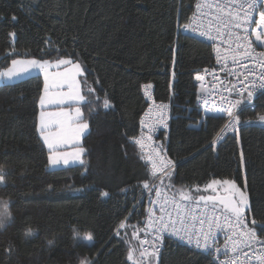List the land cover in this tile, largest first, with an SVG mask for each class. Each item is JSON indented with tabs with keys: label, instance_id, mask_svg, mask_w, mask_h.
Listing matches in <instances>:
<instances>
[{
	"label": "trees",
	"instance_id": "1",
	"mask_svg": "<svg viewBox=\"0 0 264 264\" xmlns=\"http://www.w3.org/2000/svg\"><path fill=\"white\" fill-rule=\"evenodd\" d=\"M194 4L195 0H0V71L12 58L55 60L58 47L61 57L70 54L88 69L80 79L83 92L92 87L96 95L91 99L100 98L97 112L89 116L84 108L90 122L81 141L86 168L50 171L36 132L42 77L0 86V165L7 171L0 202H8L13 218L0 232V264H80L82 258H94L95 264H129L128 248L137 245L133 229L127 226L119 236L116 230L123 220L140 223L143 213L137 204L147 172L129 137L138 132L146 108L142 88L149 84L154 99L170 106L166 150L177 163L176 188L203 187L212 179H231L242 186V151L250 207L256 218L264 219V128L243 127L239 144L232 134L213 149L211 140L222 120L206 119L200 128L192 127L200 119L192 75L214 61L211 47L177 30V17L184 22ZM10 32L16 33L14 39ZM49 37L51 46L45 44ZM172 47L177 49L175 65ZM105 95L113 105L108 110L102 106ZM256 102L255 113L243 116L264 113V93ZM176 117L185 119L184 124H177ZM101 191L110 195L101 197ZM73 229L92 233L93 244L74 243ZM29 230L35 235L26 237ZM258 234L264 239V229ZM48 241H53L51 247ZM8 247L11 254L5 252ZM157 264L210 262L168 239Z\"/></svg>",
	"mask_w": 264,
	"mask_h": 264
},
{
	"label": "snow or ice",
	"instance_id": "2",
	"mask_svg": "<svg viewBox=\"0 0 264 264\" xmlns=\"http://www.w3.org/2000/svg\"><path fill=\"white\" fill-rule=\"evenodd\" d=\"M195 8L196 11L184 22H181L179 16L177 17V30L213 42L217 63L223 60L222 69L228 68L235 78L234 82H231V88L226 89L229 96L233 93L235 96L229 98L221 95V103L214 107H205L204 115L208 119H223L226 115L227 121L221 131L235 133L236 142L239 144L241 125L264 124V113L259 114L255 120H243L241 118L243 110L240 108L241 104H252L258 91L264 92V0H197ZM12 19L15 21L16 17L13 16ZM9 36L14 39L16 33L10 32ZM52 43L51 37L45 40L46 45L51 46ZM171 51L172 63L175 65L177 49L172 47ZM56 52L58 58L55 60L12 58L11 67L0 71V82L11 83L25 76H31L33 72L42 76L43 89L38 101L41 111L36 122V132L39 134L43 148L47 151V166L50 169L72 165L86 168L84 159L86 149L80 141L88 131L90 122L86 119L84 108H87L89 116L97 112L99 105L96 101L100 98L96 96V101H93L91 97L96 95V90L89 87L87 93H84L82 82L77 79L86 78L88 69L74 60L70 54L61 57L58 47ZM9 55L13 56L14 52ZM229 60L231 66L227 63ZM62 66L70 67L59 71ZM237 67L244 71H236ZM53 68L58 71H50ZM208 71L207 68L204 69V72ZM195 79L202 81L204 77L197 74ZM143 87L147 89L151 85ZM203 102L205 105L208 104L206 98ZM51 105H67L68 110L55 113L47 111ZM102 106L105 110L113 107L107 95L103 99ZM167 108L166 104L158 106L161 113ZM54 124L58 127V131H53ZM159 126L167 127L163 115L158 120L151 117L145 120L142 117L139 135L129 137L130 141L140 149V159L146 162L145 168L148 174L140 183L142 194L146 192L149 204L154 206L147 210V223L139 228V231L144 232V238L139 237L138 232L135 231L136 226H133L132 239L137 240L138 244L130 245L128 248L126 259L129 264H152V257H158L166 239H174L205 251L213 255L217 264H264V239L258 234V229H264V219L255 217L246 189L242 190L231 179H212L203 187L176 188L173 179L174 161L167 158L162 144L156 145L153 141ZM69 144L77 147L71 152L62 150ZM212 147L215 148V141ZM244 164V154L241 151V168ZM165 179L168 181L167 185L164 183ZM6 183L7 171L0 165V185ZM218 188H223L228 195L221 197L196 194L209 191L216 193ZM121 191L126 192L127 189ZM169 191L172 193L171 199L168 196ZM109 195L108 191L100 192L101 197ZM0 204L4 208L0 211V232H2L13 218L7 211L8 202L4 201ZM167 205H171L174 211L166 207ZM218 205L222 207L218 208ZM156 207H159V215L156 214ZM124 224L125 221H122L120 227L123 228ZM219 232L231 233L226 237L223 250L216 240ZM34 235L32 230L25 233L26 237ZM116 235L119 236L120 232L117 231ZM73 240L74 243L82 240L91 246L94 235L90 232L81 234L73 229ZM48 244L51 247L53 241H48ZM12 251V247L5 249L8 254ZM221 253L224 259H220ZM80 264H95V259L82 258Z\"/></svg>",
	"mask_w": 264,
	"mask_h": 264
},
{
	"label": "built area",
	"instance_id": "3",
	"mask_svg": "<svg viewBox=\"0 0 264 264\" xmlns=\"http://www.w3.org/2000/svg\"><path fill=\"white\" fill-rule=\"evenodd\" d=\"M196 2H197V0H195V4H196ZM195 4H194L192 12H191L192 14H193V12L196 11ZM205 11H208V10H205ZM181 33H183V32L181 31ZM183 34L186 36H189L192 39L194 38L195 40L200 41L204 44L206 43L209 47H211L212 56L214 58L213 64L209 67H206L209 70L207 73L204 72V69H202L200 71H196L192 75V82L194 83V85L196 87V91H195V93H196V95H195L196 96V99H195L196 111L198 112V114L200 116L199 122L204 123L206 121V119H208L204 115V108L205 107H214L215 105L220 104L221 103V100H220L221 95H223L225 97H229V98H233L235 96V93H233L232 96H229V92L226 91V89L231 88V86H232L231 82H234L235 78L232 76V74L228 68L222 69V65L224 64L223 60L221 61V63H219V64L217 63L216 53L214 51V48L212 47L213 42L204 40L203 38L198 37V36H194L190 33H183ZM222 51H223V49H222ZM227 63L229 66H231V60H229ZM236 71L242 72L244 70L237 67ZM197 74L202 75L204 77V79L202 81L196 80L195 76ZM263 93L264 92L258 91L256 96L253 98L252 104H241L240 108L243 110L241 118L243 120H255L256 117L259 114H261V113H258V114L256 113L254 115V118H247V117L243 116L244 113H252V114L255 113V110L257 107L256 98ZM142 95H143V98H144L145 103H146V108L143 111V113L140 115V119L138 122V128H137L138 132H137L136 136L139 135V132H140V120L142 117L145 120H148L150 117L152 119L158 120L161 118V115H163L165 117L167 127L165 128L163 126H159L157 128V131H156L154 137H153V141L156 145L162 144L163 145V151L167 153V158L171 159L168 155V151L166 150V146H167V143L169 141L168 139H169V134H170V122L172 121V117H170V106H168V108L166 110H164L163 113H161V111L158 110L159 105H162V104L168 105V104L166 102H159V101H156L154 99V96L152 95V87L147 88V89H145L143 87L142 88ZM198 97H200V99H198ZM204 98H206L208 100L207 105H205L203 102ZM146 113H148L149 115H145ZM217 119H220V118H217ZM221 120H222L221 127L217 131V133L212 137L213 139L211 140V144H213V141H215V145H218L221 143V141H223L228 136L235 134L233 132H222L221 129L223 128L224 124L227 121L226 115ZM254 125L264 128V124L253 123L250 125L243 124L240 126V129L243 127H249V126H254ZM133 145H134L135 149L137 150V152H139V155H141V152H140V149L138 148V146H136L134 143H133ZM145 163L146 162L144 161V164ZM174 164H175V167H174V172H175L176 167H177V163L174 162ZM164 183H165V185H167V183H168L167 179H165ZM161 191L162 192L164 191L163 187H162ZM171 195H172V193H171V191H169L168 192L169 199H171ZM153 198H155V197H153ZM137 206H141L143 209L142 216L140 217V220H139L140 223H138V224H135V223L127 224V222L125 220H123V221H125L124 227L121 228L119 226L118 229L116 230V232L119 230H122V229H124L130 225L133 229V226L135 225L136 226L135 231L138 232L139 237L144 238V232L139 231V228L147 223V210L151 207H154V206L149 204V197H148V194L146 192H144L142 194V196L140 197V200H139ZM166 207H168L170 210L174 211V209L172 208L171 205H167ZM155 210H156V214L159 215V207H156ZM133 231H134V229H133ZM229 234H231V233L230 232H219L217 234L216 240H217V243L221 247L222 250L224 248L226 237ZM149 239L151 240V237H149ZM233 239H235V237H233ZM166 240H168V239H166ZM169 240L176 242L177 244L182 245L183 247H186L190 251L192 250L198 254L207 256L209 258L210 264H217V262L214 260L213 255H209L205 251H201L199 249H196L194 246H189L187 244L176 241L174 239H169ZM135 241H136V244H138V241L137 240H135ZM163 246H164V244H163ZM163 246L160 248L159 253H161V251L163 250ZM145 247H147V245ZM257 247H259V245H257ZM245 250H247V249H245ZM229 255H231V253H229ZM220 259H224L222 253H221ZM241 259L243 260V256H241Z\"/></svg>",
	"mask_w": 264,
	"mask_h": 264
},
{
	"label": "rangeland",
	"instance_id": "4",
	"mask_svg": "<svg viewBox=\"0 0 264 264\" xmlns=\"http://www.w3.org/2000/svg\"><path fill=\"white\" fill-rule=\"evenodd\" d=\"M8 67H11V63L8 65ZM7 67V68H8ZM65 67H70V66H62L60 69H59V71H64V69H65ZM3 70H5V69H3ZM3 70H1V71H3ZM50 71H53V72H55V71H58V69H55V68H53V69H51ZM35 75H38L37 73H35V72H33L32 74H31V76H35ZM31 76H25V77H23V78H21V79H19V80H15V81H13V82H11V83H6V82H0V86L1 85H11V84H13V83H16V82H18V81H23L24 79H26V78H29V77H31ZM40 77H42V76H40ZM79 81H80V79H81V77H78L77 78ZM42 80H43V77H42ZM82 87V86H81ZM42 88H43V84H42ZM39 100V99H38ZM38 105V111L40 112L41 111V109L39 108V104H37ZM61 110H64V111H67L68 110V106L67 105H51V106H49V108L47 109V111H50V112H53V113H55V112H59V111H61ZM39 112H38V115H39ZM38 115H37V118H38ZM175 122L177 123V124H179V125H183L184 124V122H185V119H183V118H180V117H176L175 118ZM200 122L198 121L197 122V124H195L194 126H192L193 128H200ZM53 131H58V127L54 124L53 125ZM87 133V132H86ZM82 138L83 137H81V141H82ZM81 141H80V143H81ZM42 142V141H41ZM82 144V143H81ZM68 148L67 149H63V150H66V151H69V152H71L75 147H77L76 145H71V144H69L68 146H67ZM69 167H73V165L72 166H69ZM47 168L51 171V170H56V169H62L63 167H60V168H56V169H50L48 166H47ZM241 171H243V175L245 176V171L243 170V168H241ZM243 176V182H244V184L241 186V185H238L237 183V186L238 187H240L242 190H245L246 189V182H245V177ZM196 194H205V195H219V196H221V197H224V196H227L228 195V193L227 192H225L224 190H223V188H218V192H216V193H213V192H211V191H209L208 193H196ZM218 208H220L219 206H217ZM4 210V208H3V205L2 204H0V211H3ZM7 211H8V204H7ZM157 262H158V257L157 256H153L152 257V264H157Z\"/></svg>",
	"mask_w": 264,
	"mask_h": 264
},
{
	"label": "crops",
	"instance_id": "5",
	"mask_svg": "<svg viewBox=\"0 0 264 264\" xmlns=\"http://www.w3.org/2000/svg\"><path fill=\"white\" fill-rule=\"evenodd\" d=\"M87 133H88V132H87ZM87 133H86V134H87ZM86 134H85V135H86ZM85 135H84V136H85ZM84 136H83V138H84ZM83 138H82V139H83ZM67 146H68V145H66L64 149H67V148H68ZM62 150H63V149H62ZM73 166H77V165H73ZM63 168H73V167H63Z\"/></svg>",
	"mask_w": 264,
	"mask_h": 264
},
{
	"label": "water",
	"instance_id": "6",
	"mask_svg": "<svg viewBox=\"0 0 264 264\" xmlns=\"http://www.w3.org/2000/svg\"><path fill=\"white\" fill-rule=\"evenodd\" d=\"M220 208L222 207V205H218Z\"/></svg>",
	"mask_w": 264,
	"mask_h": 264
}]
</instances>
